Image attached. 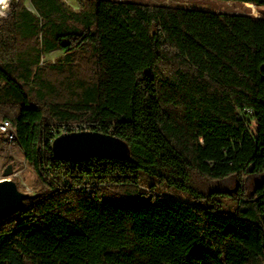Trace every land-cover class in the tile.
Returning <instances> with one entry per match:
<instances>
[{
    "label": "trees",
    "instance_id": "16d2710c",
    "mask_svg": "<svg viewBox=\"0 0 264 264\" xmlns=\"http://www.w3.org/2000/svg\"><path fill=\"white\" fill-rule=\"evenodd\" d=\"M3 120L36 191L0 220V264H264V17L19 0L0 19ZM83 131L125 152L54 155Z\"/></svg>",
    "mask_w": 264,
    "mask_h": 264
},
{
    "label": "rangeland",
    "instance_id": "374dc122",
    "mask_svg": "<svg viewBox=\"0 0 264 264\" xmlns=\"http://www.w3.org/2000/svg\"><path fill=\"white\" fill-rule=\"evenodd\" d=\"M10 1V2H9ZM8 6H4L3 9H0V19H5L8 17L10 12V5L12 3H17L19 0H9ZM114 1H131L136 3L143 4H153V5H167L172 7H182L188 9H201L213 12H240V13H249L254 16L264 17V5L258 6H250L247 4H243L239 1H226V0H114ZM71 6H75V0H65ZM26 5L32 9L28 1ZM61 52L59 50L45 56V59L54 60ZM11 165L12 172L8 176L11 180H13L17 186V189L29 196L34 195L35 193V180L36 176L34 172L30 169L28 164L24 159V155L22 151L12 142L3 143L0 146V179L3 178V171L8 166ZM155 184L154 181L145 180L142 178L141 185H149ZM197 184L201 188H207L209 183L206 181H202L197 178ZM235 179L231 178L230 180L225 181L224 186L226 188H234ZM245 188L247 191H251L255 184V178L248 177L244 181ZM211 185V184H210ZM156 189H160L162 192L166 194H170L173 196H178L185 200H188L195 204H200L202 200L196 199L195 197H191L188 194L182 193L180 190H170L166 188V186H162L158 184ZM184 195V196H183Z\"/></svg>",
    "mask_w": 264,
    "mask_h": 264
},
{
    "label": "water",
    "instance_id": "95a60500",
    "mask_svg": "<svg viewBox=\"0 0 264 264\" xmlns=\"http://www.w3.org/2000/svg\"><path fill=\"white\" fill-rule=\"evenodd\" d=\"M52 150L58 158L77 162L90 157H119L125 152V145L111 135L83 131L58 135L52 142ZM11 172L8 165L0 179V220L18 212L28 196L8 177Z\"/></svg>",
    "mask_w": 264,
    "mask_h": 264
},
{
    "label": "built area",
    "instance_id": "2783aa9c",
    "mask_svg": "<svg viewBox=\"0 0 264 264\" xmlns=\"http://www.w3.org/2000/svg\"><path fill=\"white\" fill-rule=\"evenodd\" d=\"M7 1L9 0H0V9H3L5 5L6 6L9 5ZM0 136L4 137L6 141L5 143H10L12 142V140H14L15 132H14V129L12 128L11 123L8 120H3L0 122Z\"/></svg>",
    "mask_w": 264,
    "mask_h": 264
},
{
    "label": "bare ground",
    "instance_id": "6f19581e",
    "mask_svg": "<svg viewBox=\"0 0 264 264\" xmlns=\"http://www.w3.org/2000/svg\"><path fill=\"white\" fill-rule=\"evenodd\" d=\"M247 5H250V6H252V4H249V3H247Z\"/></svg>",
    "mask_w": 264,
    "mask_h": 264
}]
</instances>
